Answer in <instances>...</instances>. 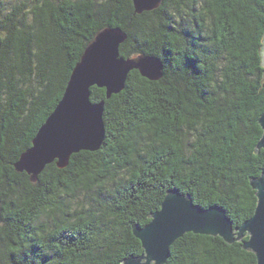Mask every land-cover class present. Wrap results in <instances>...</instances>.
Returning a JSON list of instances; mask_svg holds the SVG:
<instances>
[{
	"label": "trees",
	"instance_id": "obj_1",
	"mask_svg": "<svg viewBox=\"0 0 264 264\" xmlns=\"http://www.w3.org/2000/svg\"><path fill=\"white\" fill-rule=\"evenodd\" d=\"M121 27L124 57L152 55L159 80L133 70L105 101L95 151L53 162L36 181L21 154L62 99L97 33ZM264 0H0V264H122L144 252L147 225L167 192L223 206L241 225L258 204L264 172ZM245 240L249 236L244 237ZM165 264H257L243 242L186 233Z\"/></svg>",
	"mask_w": 264,
	"mask_h": 264
},
{
	"label": "water",
	"instance_id": "obj_2",
	"mask_svg": "<svg viewBox=\"0 0 264 264\" xmlns=\"http://www.w3.org/2000/svg\"><path fill=\"white\" fill-rule=\"evenodd\" d=\"M162 1L133 0V3L136 13H143L158 8ZM127 38L121 27H106L97 33L73 68L62 99L38 130L33 145L21 154L16 163L18 171H26L36 181L47 165L56 162L64 168L72 154L101 147L106 137L105 101L91 100L93 86L105 88L110 98L126 87L133 70L150 80L163 76L164 64L159 57L121 55L120 47ZM261 55L264 65V39ZM259 123L263 135L257 144L258 151L264 148V112ZM250 183L257 191L258 204L254 215L237 227L223 206L203 208L190 194L169 190L161 208L150 215L151 221L145 226H133L144 252L125 258L122 264H165L171 246L189 232L220 236L229 244L241 241L245 249L256 254L257 264H264V172L251 178Z\"/></svg>",
	"mask_w": 264,
	"mask_h": 264
}]
</instances>
